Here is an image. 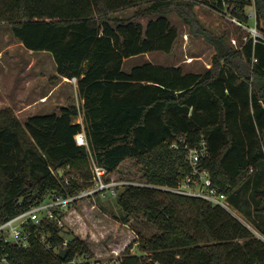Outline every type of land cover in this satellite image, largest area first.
Here are the masks:
<instances>
[{"label": "trees", "instance_id": "1", "mask_svg": "<svg viewBox=\"0 0 264 264\" xmlns=\"http://www.w3.org/2000/svg\"><path fill=\"white\" fill-rule=\"evenodd\" d=\"M211 1L249 22V0ZM138 2L0 0V24L10 25L25 49L50 53L60 77L77 79L82 102L25 124L11 108L0 110V220L53 193L68 198L92 187L89 153L75 141L85 132L92 156L109 175L134 161L142 181L154 186L118 193L124 224L144 218L156 230L149 238L137 234L139 255L128 249L125 264H264V240L229 211L161 189L186 181L189 150L204 144L208 155L200 167L264 236V44L250 39L234 52L201 27L194 5L176 0L154 1L132 18L113 17ZM255 11L264 32V0H256ZM171 12L214 47L212 67L185 74L181 67L145 63L125 72L127 59L172 52L179 32L168 19ZM147 17L146 26L138 21ZM81 115L83 125L75 122ZM50 229L55 244L62 241L58 227ZM69 251L70 257L91 256L74 236ZM8 252L12 264H68L37 242Z\"/></svg>", "mask_w": 264, "mask_h": 264}, {"label": "rangeland", "instance_id": "2", "mask_svg": "<svg viewBox=\"0 0 264 264\" xmlns=\"http://www.w3.org/2000/svg\"><path fill=\"white\" fill-rule=\"evenodd\" d=\"M154 1L157 0H139L137 5L116 13L113 17L122 19L134 17L135 13L146 10ZM176 1L194 5L193 12L201 27L214 36L223 38L226 45L234 52L241 51L249 41L250 34L247 31L233 24L226 15H221L212 7L202 4V0L196 3L192 0ZM244 11L252 13L254 8L246 7ZM168 16L179 32L172 52L170 54L148 53L133 57L123 68L125 72H130L131 66L149 63L152 60L163 66H173L171 63L180 65L184 71L194 73H204L212 67V57L216 52L214 47L204 38L195 36L178 13L171 12ZM148 18H139V20L145 26ZM248 23L254 26L255 19L249 18ZM258 31L264 36V32H261L259 28ZM30 52L14 37L10 25L0 24V97L5 93L3 87L16 90L31 83L47 93L58 84L60 80L56 74L53 56L48 52ZM62 85L66 92L62 93L63 100L60 97V104H55L52 99L47 103V111L39 113L40 115L59 114L62 106H81L82 102L78 92L75 91L76 85L68 81L63 82ZM142 175L141 168L134 161H127L113 176L118 181L143 182ZM117 196L118 193L115 196L106 195L105 197L97 195L81 200L69 210L70 214L67 213L68 219L65 221L67 229L74 237L85 241L89 247L92 262L112 261L117 258V255L125 258L128 256L126 253L128 249L129 255H139L137 234L149 238L156 233L155 229L144 224V218L131 217L128 224H124L122 220L126 215L117 204ZM229 212L251 229L257 237L264 240V236L231 205H229Z\"/></svg>", "mask_w": 264, "mask_h": 264}, {"label": "built area", "instance_id": "3", "mask_svg": "<svg viewBox=\"0 0 264 264\" xmlns=\"http://www.w3.org/2000/svg\"><path fill=\"white\" fill-rule=\"evenodd\" d=\"M192 1L194 3H196V1L199 2V0ZM249 1L250 4L247 7L254 8V11L252 13H245L248 19H255L254 26H250L249 23L241 21L234 16L227 4L220 7L211 0H202L201 3L212 7V9H215L216 12L221 15H226L227 19L233 24L247 31L250 34V39H252L254 43L260 42L264 44V36L258 31L256 22V0ZM71 82L77 84V79L74 78ZM75 141L79 147H84L89 153L90 168L93 175L92 187L83 190L77 196L68 198H62L53 193L42 203L23 210L10 219L5 221L0 220V264H12L8 252L9 247L30 250L33 244L37 242L42 245L45 250L58 257H60L62 250H69V243L73 235L66 227V215L79 201L93 198L97 195L101 197H105L106 195L115 196L120 190L130 186L154 187L145 182H134L129 180L118 181L116 177L109 175L104 167L96 163L90 152L89 142L84 132L78 133L75 136ZM207 155V148L204 144L198 149L189 150L188 160L192 169L191 175L176 189L167 187L161 189L176 194L203 199L214 206H219L229 211L227 196L217 191L213 186L209 173L200 167L201 160ZM68 181L69 180H66L67 183ZM51 224H55L59 229L58 237L61 238L62 241L57 244L53 241V235L50 229ZM65 260H68V264H125L124 258L120 255H117V258L112 261L101 263L96 261L92 262L91 256H85L81 253H75L70 257V251Z\"/></svg>", "mask_w": 264, "mask_h": 264}, {"label": "crops", "instance_id": "4", "mask_svg": "<svg viewBox=\"0 0 264 264\" xmlns=\"http://www.w3.org/2000/svg\"><path fill=\"white\" fill-rule=\"evenodd\" d=\"M128 18H132V17H128ZM128 18H126V19H128ZM168 19L170 20L169 16H168ZM138 21L140 22V20H138ZM148 21H149V18H148ZM148 21H147V23H148ZM176 42H175V44H176ZM175 44H174V46H175ZM30 53H33V52L31 51ZM154 53H157V52H154ZM149 56L150 55H148V57ZM132 58L125 60V62L123 64V68L125 67L126 63L130 62V60ZM145 60H147V59H145ZM148 61H151V60H148ZM149 63H152L153 65H156V66L181 67L183 69L182 66L172 64V63H171V65H173V66H163V65L157 64V61H153V60ZM141 65H143V64L139 63V65H137V66H141ZM137 66H134V67H137ZM134 67L131 66L129 68L130 71ZM183 71H184V69H183ZM184 73L186 74V73H194V72L184 71ZM56 74H57V70H56ZM195 74H203V73H195ZM57 77L59 78L60 81L57 82L58 84L55 85L52 88V90L47 92V93H45V91L41 90L40 88L33 86L31 83L27 84L26 86H24L22 88H17L16 90L15 89L12 90V89L3 87L4 88L3 92H5V93L3 96L0 97V110H5L8 108L13 109V111L15 112V115L17 116V118H19L21 120V122L23 124H25L27 122V120L32 116H42L39 113L47 111L46 106H47V103L49 101L54 99L55 104H60L59 100H60V97L62 96V93H66L63 90L64 89L63 85H62L63 82L68 81V82L72 83L71 80H69L67 78L60 77L59 75ZM75 85H76L75 91L78 92L77 84H75ZM61 100H63L62 97H61ZM65 107H68V106H62L59 111H61V109L65 108ZM59 114H60V112H59ZM47 115H50V114H47ZM77 119L75 120V122L83 125V121H84L83 116L81 115ZM68 214H70V212H68ZM68 214L66 215V220L68 219Z\"/></svg>", "mask_w": 264, "mask_h": 264}, {"label": "water", "instance_id": "5", "mask_svg": "<svg viewBox=\"0 0 264 264\" xmlns=\"http://www.w3.org/2000/svg\"><path fill=\"white\" fill-rule=\"evenodd\" d=\"M59 174H61V172H59ZM68 253H69V250L68 249L62 250L61 253H60L61 259H63V260L66 259Z\"/></svg>", "mask_w": 264, "mask_h": 264}]
</instances>
